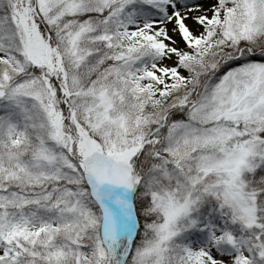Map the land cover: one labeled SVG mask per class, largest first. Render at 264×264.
Listing matches in <instances>:
<instances>
[{"label": "snow or ice", "instance_id": "1", "mask_svg": "<svg viewBox=\"0 0 264 264\" xmlns=\"http://www.w3.org/2000/svg\"><path fill=\"white\" fill-rule=\"evenodd\" d=\"M0 264H264V0H0Z\"/></svg>", "mask_w": 264, "mask_h": 264}]
</instances>
